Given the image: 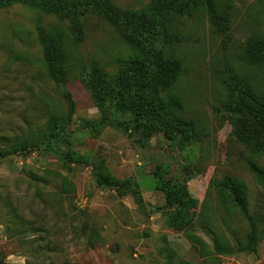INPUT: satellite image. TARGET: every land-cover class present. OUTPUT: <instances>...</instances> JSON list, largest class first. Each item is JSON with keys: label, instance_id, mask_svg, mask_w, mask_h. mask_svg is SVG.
<instances>
[{"label": "rangeland", "instance_id": "obj_1", "mask_svg": "<svg viewBox=\"0 0 264 264\" xmlns=\"http://www.w3.org/2000/svg\"><path fill=\"white\" fill-rule=\"evenodd\" d=\"M112 3L136 14L153 4ZM83 25L78 38L68 19L23 2L0 7V148L28 142L0 159V264H264V190L249 167L264 168V154L237 136L229 104L237 78L264 89V66L249 63L264 40V0H217L214 14L174 16L168 29L180 39L158 41L183 63L164 94L183 99L182 114L195 122L189 140L142 131L114 109L111 88L140 47L97 11ZM58 28L68 35L71 116L41 38ZM96 166L118 187L101 185ZM226 178L248 186L260 225L255 250L242 249L249 224L222 189ZM170 180L188 192L182 209L161 187ZM135 182L141 198L122 188Z\"/></svg>", "mask_w": 264, "mask_h": 264}, {"label": "trees", "instance_id": "obj_2", "mask_svg": "<svg viewBox=\"0 0 264 264\" xmlns=\"http://www.w3.org/2000/svg\"><path fill=\"white\" fill-rule=\"evenodd\" d=\"M16 2L30 4L62 19H68L78 38H82L84 34L83 19L89 11H97L108 18L120 28L130 42L140 47L141 54L127 61L111 88L114 109L131 113L142 131L155 129L163 132L171 140L177 136H184L189 140L195 131V122L182 114L185 107L183 99L174 92L164 94V91L177 81L183 63L178 58L166 56L164 51L158 48V41L163 39L165 42H171L180 39L169 32L168 25L172 17L190 14L202 7L214 14L217 0H152L150 12L144 14L121 9L113 4L112 0H0V7ZM67 36L63 28L55 31L44 29L41 33L46 61L54 79L66 88L64 96L69 103L71 116L75 110V101L67 89L68 53L65 47ZM251 50L249 63L264 66V40H256ZM230 94L229 104L236 118L237 136L249 143L256 154H264V89L258 88L249 77H242L237 78L231 85ZM27 143L24 141L21 146L13 149L0 148V159L26 150ZM62 151L67 157V152ZM249 167L256 182L264 190V168L254 160L249 161ZM94 173L101 185L109 188L118 187L104 171L103 166H96ZM63 184L64 187L68 186L67 181ZM161 187L171 205H177L182 209L190 201L184 184L180 185L177 181L170 180L163 182ZM222 187L249 224V232L242 249L255 250L260 225L248 209L247 184L236 178H226ZM122 188L131 190L141 198L136 182L124 183ZM63 190L69 191L68 188Z\"/></svg>", "mask_w": 264, "mask_h": 264}]
</instances>
